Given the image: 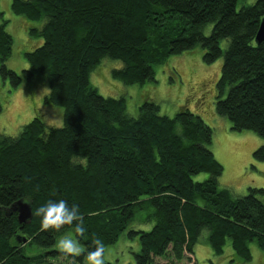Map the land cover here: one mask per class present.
<instances>
[{
	"label": "trees",
	"instance_id": "trees-1",
	"mask_svg": "<svg viewBox=\"0 0 264 264\" xmlns=\"http://www.w3.org/2000/svg\"><path fill=\"white\" fill-rule=\"evenodd\" d=\"M238 1L12 0V14L22 18L31 39H40L24 53L28 68L20 74L6 67L13 38L0 12V91L8 99L19 87L47 84L44 102L63 111L61 128L46 125L34 109L16 137L0 134V264H84L94 239L105 248L114 245L134 214L145 210L152 229L128 232L139 240L136 264L190 261L203 230L215 256L227 241L246 263L250 243L264 253V190L235 196L219 186L223 168L209 149L213 131L199 116L189 110L160 116L159 106L148 101L131 117L123 98L103 97L90 83L104 57L123 64L112 70L114 80L141 86L154 81V67L200 46L204 64L223 60L216 113L231 130L264 139V41L255 42L264 0L237 9ZM74 156L81 159L74 162ZM252 158L264 163V145ZM201 173L209 177L195 182ZM49 200L79 208L83 236L73 232L76 222L59 232L41 230L34 212ZM19 201L31 207L26 224L17 221ZM68 230L84 249L79 257L52 249ZM24 240L45 251L28 256L19 247Z\"/></svg>",
	"mask_w": 264,
	"mask_h": 264
},
{
	"label": "rangeland",
	"instance_id": "rangeland-1",
	"mask_svg": "<svg viewBox=\"0 0 264 264\" xmlns=\"http://www.w3.org/2000/svg\"><path fill=\"white\" fill-rule=\"evenodd\" d=\"M12 0H0V12L3 19L8 21L7 32L13 38L11 57L6 62V67L17 74L28 68L24 53L35 50L36 42L40 39L30 38L22 24V18L12 14L10 4ZM254 0L238 1L237 9L243 4L252 3ZM34 23V27H38ZM211 25L204 28L208 35ZM226 43H223L225 46ZM204 51L200 46H195L184 53L170 57L164 65L154 67V81H147L143 85H125L111 77L114 69L122 68V62L104 57L90 74V83L103 97L125 100L126 113L136 117L138 108L144 102H154L159 106V115L172 118L181 110H189L199 116L212 131V141L209 145L214 159L222 166V175L219 177V186L228 188L234 195L247 194L248 188H261L264 190V163L254 161L252 152L264 145V139L252 131L236 132L231 130L229 121L218 115L215 111L216 83L220 77L222 58L212 64H204L202 56ZM47 84L19 87L20 90L12 91L8 99L0 91V134L16 137L22 126L29 123L37 109L41 112L42 121L53 128L63 125L61 108L46 104L44 98L47 94ZM38 113V112H37ZM31 116V117H30ZM30 118V119H29ZM209 177L207 173L196 175L193 180L201 182ZM147 211H138L134 214L127 229L121 234L118 241L105 248L104 262L111 264H136L135 255L140 251L138 237L129 238V231H145L152 229L154 222L146 221ZM74 237L72 230L63 235ZM62 236V235H61ZM208 232L203 230L193 248V255L197 264H264V253L254 242L250 243L252 261L243 262L234 256V252L227 241L224 252L215 256L207 242ZM59 238V237H58ZM57 238V239H58ZM75 238V237H74ZM57 241V240H56ZM23 243V244H22ZM19 247L25 249L28 256L43 253L45 250L35 246L29 247L23 241ZM56 245V243H55ZM55 245L53 250H57ZM83 248V247H82ZM236 257V260L233 261ZM189 257V256H187ZM190 257L180 262L167 258H154L153 264H193ZM61 264L63 260L49 259L44 264Z\"/></svg>",
	"mask_w": 264,
	"mask_h": 264
},
{
	"label": "clouds",
	"instance_id": "clouds-1",
	"mask_svg": "<svg viewBox=\"0 0 264 264\" xmlns=\"http://www.w3.org/2000/svg\"><path fill=\"white\" fill-rule=\"evenodd\" d=\"M81 159L73 157V161ZM35 216L41 217V230L48 231L49 229L60 231L65 225H73V232L76 236H83L86 229L83 226L82 215L79 208L73 204L71 207L65 200L53 202L49 200L34 212ZM94 250L84 254V249L80 245L78 239L71 235H62L57 241L55 247L65 258L79 257L84 254V264H104L105 244L99 238L92 241Z\"/></svg>",
	"mask_w": 264,
	"mask_h": 264
},
{
	"label": "water",
	"instance_id": "water-1",
	"mask_svg": "<svg viewBox=\"0 0 264 264\" xmlns=\"http://www.w3.org/2000/svg\"><path fill=\"white\" fill-rule=\"evenodd\" d=\"M264 41V17L260 21L258 31L255 36V42L260 45ZM14 211L17 213V221L19 224H26L31 220L32 212L31 207L28 203L17 202L14 207Z\"/></svg>",
	"mask_w": 264,
	"mask_h": 264
},
{
	"label": "crops",
	"instance_id": "crops-1",
	"mask_svg": "<svg viewBox=\"0 0 264 264\" xmlns=\"http://www.w3.org/2000/svg\"><path fill=\"white\" fill-rule=\"evenodd\" d=\"M31 117V116H30ZM30 119V118H29ZM234 195V194H233ZM236 196V195H235ZM251 253H252V249H251ZM191 258L193 259L194 262H196L195 258H194V255H191ZM232 258H234V256L232 255ZM235 259V258H234ZM233 259V260H234ZM252 261V260H251Z\"/></svg>",
	"mask_w": 264,
	"mask_h": 264
}]
</instances>
